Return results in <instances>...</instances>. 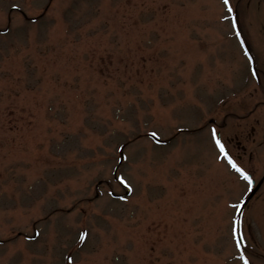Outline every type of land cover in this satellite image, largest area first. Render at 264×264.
<instances>
[{"label": "rangeland", "instance_id": "374dc122", "mask_svg": "<svg viewBox=\"0 0 264 264\" xmlns=\"http://www.w3.org/2000/svg\"><path fill=\"white\" fill-rule=\"evenodd\" d=\"M231 2L263 71L264 3ZM225 15L220 0H0V264H240L226 213L245 186L207 120L229 140L226 115L264 81ZM254 241L264 253V227Z\"/></svg>", "mask_w": 264, "mask_h": 264}, {"label": "snow or ice", "instance_id": "6c2138e0", "mask_svg": "<svg viewBox=\"0 0 264 264\" xmlns=\"http://www.w3.org/2000/svg\"><path fill=\"white\" fill-rule=\"evenodd\" d=\"M224 6L227 8V12L228 13H232L233 9L230 6V0H222ZM233 27H235V24L233 23ZM237 36H239V34H237ZM241 46L243 47V42L241 44ZM245 56H248V52L246 51ZM251 59V58H250ZM256 73L254 72L253 75H255ZM151 135L153 137L156 136V133L153 132L151 133ZM212 140L215 143L216 148L219 150V153L224 157V159L227 160L228 165L232 168V170L238 174L239 178L241 180H243L244 182H246L247 186H248V191L251 192L252 188L251 185L253 183L251 176L246 173L243 169H241L240 167L237 166V164L229 157V155L227 154V151L224 147V145L221 143V141L217 138V134L215 130H212V135H211ZM120 183L124 185L125 188H129L130 189V185L127 183V181L124 178H119ZM244 204V201H240L237 204L231 205V207L234 210L239 209L242 205ZM238 223V222H237ZM233 234L235 236H238V230L236 228H233ZM239 246V245H237ZM243 259V257H241ZM244 264H248L247 260H245Z\"/></svg>", "mask_w": 264, "mask_h": 264}, {"label": "flooded vegetation", "instance_id": "af4514ba", "mask_svg": "<svg viewBox=\"0 0 264 264\" xmlns=\"http://www.w3.org/2000/svg\"><path fill=\"white\" fill-rule=\"evenodd\" d=\"M234 136H235V139L238 141L239 136H237L236 134H234ZM238 144H239V143H238ZM243 151H245V150L243 149Z\"/></svg>", "mask_w": 264, "mask_h": 264}]
</instances>
